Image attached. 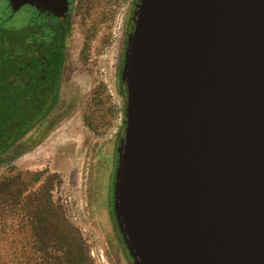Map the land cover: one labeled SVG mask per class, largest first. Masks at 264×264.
Wrapping results in <instances>:
<instances>
[{"label":"water","instance_id":"95a60500","mask_svg":"<svg viewBox=\"0 0 264 264\" xmlns=\"http://www.w3.org/2000/svg\"><path fill=\"white\" fill-rule=\"evenodd\" d=\"M132 23L112 186L132 264H264V0H139Z\"/></svg>","mask_w":264,"mask_h":264},{"label":"rangeland","instance_id":"374dc122","mask_svg":"<svg viewBox=\"0 0 264 264\" xmlns=\"http://www.w3.org/2000/svg\"><path fill=\"white\" fill-rule=\"evenodd\" d=\"M97 42L70 40L56 106L0 162V179L20 177L17 189H26L10 208L0 200V264H51L37 251L22 208L38 189L79 232L88 264H132L112 210L124 129L123 60L117 64L115 50Z\"/></svg>","mask_w":264,"mask_h":264},{"label":"trees","instance_id":"16d2710c","mask_svg":"<svg viewBox=\"0 0 264 264\" xmlns=\"http://www.w3.org/2000/svg\"><path fill=\"white\" fill-rule=\"evenodd\" d=\"M63 59L52 58L51 68L40 73L27 67L23 44H0V162L53 111L59 98ZM121 86L124 96L122 83ZM20 180V177L0 179V200L8 208L11 200L20 199L26 191L17 189L18 183L23 184ZM22 208L34 245L49 263L88 264L79 232L65 219L48 193L43 189L30 192Z\"/></svg>","mask_w":264,"mask_h":264},{"label":"flooded vegetation","instance_id":"af4514ba","mask_svg":"<svg viewBox=\"0 0 264 264\" xmlns=\"http://www.w3.org/2000/svg\"><path fill=\"white\" fill-rule=\"evenodd\" d=\"M139 0H67L61 17L38 14L26 7L12 13L4 0L0 11V44H23L29 69L46 72L54 57H64L70 40H98L115 50V61L124 58L132 18ZM21 19V22H13ZM17 36V40L15 37ZM34 63V65H31ZM30 66V67H29Z\"/></svg>","mask_w":264,"mask_h":264}]
</instances>
